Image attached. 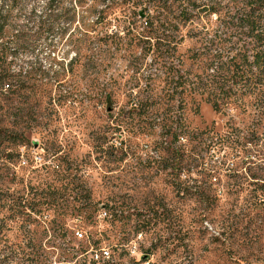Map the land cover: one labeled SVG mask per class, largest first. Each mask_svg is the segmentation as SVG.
Wrapping results in <instances>:
<instances>
[{"label":"rangeland","instance_id":"374dc122","mask_svg":"<svg viewBox=\"0 0 264 264\" xmlns=\"http://www.w3.org/2000/svg\"><path fill=\"white\" fill-rule=\"evenodd\" d=\"M246 1L13 2L5 40L22 24L34 36L11 39L12 68L55 76L3 116L29 142L0 145V264H264V94L216 110L190 82L251 45Z\"/></svg>","mask_w":264,"mask_h":264},{"label":"trees","instance_id":"16d2710c","mask_svg":"<svg viewBox=\"0 0 264 264\" xmlns=\"http://www.w3.org/2000/svg\"><path fill=\"white\" fill-rule=\"evenodd\" d=\"M15 1L8 2L7 0L8 3L0 7V145L3 144L1 146L2 151L11 148V145H22L23 147L29 142L25 135L26 132L17 128L16 125H20L19 122H15L13 129L2 124L3 116L9 113L8 111L13 107L14 98L22 96L25 101H29L36 95H45L44 93H48V85L55 76L52 65L48 68L43 66L40 68L33 66L30 68L20 67L18 70L12 68L11 61L8 60L11 52V39L12 42L24 44L29 42L31 36H34V34H30L27 24H22L20 29L9 35L10 40H5L8 28L11 26L10 18L15 4L13 2ZM164 6H166L165 3ZM161 7L163 8L162 4ZM43 13H46V15L40 16L41 28L34 32L35 35L42 34V23H47L52 11ZM237 13L241 26L247 32V35L251 37V45L237 50V52L227 56L226 60L221 58V55L208 57L203 72L201 74L197 73L196 79L190 81L195 85L194 89L197 88L202 94H206L207 100L213 104L216 110H221L222 104L229 102L239 93H255L256 87L259 89L258 93L264 94V0H247ZM147 23L153 28L154 22L151 16H149ZM45 29L50 33L54 30V26L48 25ZM204 53L198 51L194 54V57L198 59ZM184 78V75H182V86L189 81L188 78ZM106 101L107 103L111 102V98L108 96ZM38 110V102L29 103L21 108V112L24 111L22 115L27 117L30 113L34 114ZM60 178H71V174L66 172ZM74 180L73 177L69 182L74 183ZM64 187L65 189L68 188L67 185H64ZM59 189L54 186L48 190L50 191L49 198H47L49 203L57 204L63 199V192ZM85 191V198L91 199L90 190L86 188ZM12 205L10 204V207ZM0 206L5 207L4 199ZM32 207L36 210L35 214H43L41 209ZM51 223L53 226L63 227L62 221L58 217L52 218Z\"/></svg>","mask_w":264,"mask_h":264},{"label":"built area","instance_id":"2783aa9c","mask_svg":"<svg viewBox=\"0 0 264 264\" xmlns=\"http://www.w3.org/2000/svg\"><path fill=\"white\" fill-rule=\"evenodd\" d=\"M78 234L81 235L80 232H78ZM102 251H103V252H102ZM101 253H102V256H101V257H109V256H110V252H109V250H106V249H104V248H102ZM96 256L99 257L98 254H96Z\"/></svg>","mask_w":264,"mask_h":264}]
</instances>
